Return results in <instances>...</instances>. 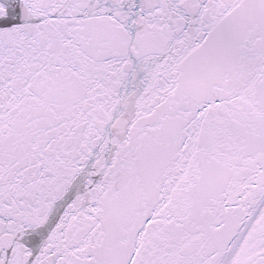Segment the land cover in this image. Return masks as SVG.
I'll return each mask as SVG.
<instances>
[{"label":"snow or ice","instance_id":"snow-or-ice-1","mask_svg":"<svg viewBox=\"0 0 264 264\" xmlns=\"http://www.w3.org/2000/svg\"><path fill=\"white\" fill-rule=\"evenodd\" d=\"M0 264H264V0H0Z\"/></svg>","mask_w":264,"mask_h":264}]
</instances>
